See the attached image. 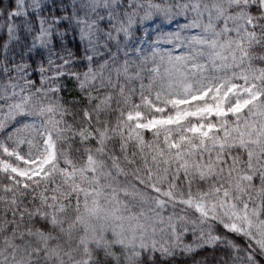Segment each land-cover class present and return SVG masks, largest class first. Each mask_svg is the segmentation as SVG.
<instances>
[{"label":"snow or ice","instance_id":"obj_1","mask_svg":"<svg viewBox=\"0 0 264 264\" xmlns=\"http://www.w3.org/2000/svg\"><path fill=\"white\" fill-rule=\"evenodd\" d=\"M0 264H264V0H0Z\"/></svg>","mask_w":264,"mask_h":264}]
</instances>
